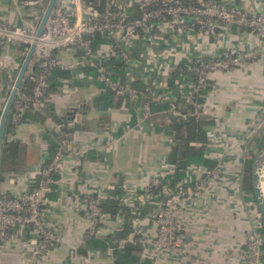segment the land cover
Instances as JSON below:
<instances>
[{
  "label": "crops",
  "instance_id": "1",
  "mask_svg": "<svg viewBox=\"0 0 264 264\" xmlns=\"http://www.w3.org/2000/svg\"><path fill=\"white\" fill-rule=\"evenodd\" d=\"M24 1L0 0V21L21 26L32 14L41 13V8L24 7ZM218 1L234 3L253 14H264V0ZM42 2L44 11L47 1ZM235 38L232 31L222 27L215 35L201 38L191 32L183 37L178 51L169 50L168 57L170 61L180 63L184 56L198 54L210 61L216 52L231 49L236 44ZM25 55H22V47L17 45L0 50V111L6 91L9 92L18 75ZM57 56L60 62L57 69L71 80L69 92L57 96L48 111L23 114L12 140L17 146L16 169L11 171L0 164V195L17 194L25 188L33 178L32 172L42 165V159L50 160L55 155L58 140L62 138L67 150L64 153L65 168L56 178V185L49 184L45 194V219L61 237L62 243L45 259L36 261L27 247L26 232L12 229L8 246L0 247V264H113L112 250L107 251L113 242L109 246L107 239H111L126 221L131 231L125 240H118L116 244L136 242L140 248L136 264H243L241 254L245 234L248 230L260 234L261 229L252 195L250 197L243 188L242 180L244 159L252 149L250 142L254 137L264 135V62L253 61L241 68L211 74L205 92L199 96L201 103L191 106L192 114L197 113L195 117L205 116L212 121L204 129L207 137L203 159L209 167L197 166L205 170L217 169L218 176L208 180L200 196L184 201L177 210L175 248L152 253L151 246L145 251V246L136 240L153 233L149 217L157 208V200L141 202L136 197L153 174L162 172L168 178L173 173L168 171L171 165L166 162L171 133L160 126V121H164L169 129L170 120L179 115L174 106L178 98L172 89L175 78L167 81L166 90H161L153 87L151 73L144 74L142 68L136 67L137 75L134 77L132 73L131 77L132 88L138 93L134 105L100 110L93 104L102 88L93 79L94 72L63 69L72 62L73 56L66 50H60ZM34 72L30 58L19 90L27 78L30 83L28 75ZM55 84L54 89L57 88ZM29 88L30 84L23 89L28 92ZM146 98L150 99V117L141 119L138 109ZM165 103L168 104L166 110L156 109ZM172 107L175 114L168 120L167 110ZM126 124L127 128L124 127ZM78 177L86 182L80 189L101 190L105 203L114 201L117 204V212L113 214L102 211L105 218L99 225L100 233L97 238H92L103 241L104 248L84 245L87 220L72 206L70 197V193L77 190ZM182 179L187 180L185 172ZM190 186L189 182L185 190ZM132 192L136 197L132 196L127 204L120 205L118 198ZM130 235L134 241L128 240Z\"/></svg>",
  "mask_w": 264,
  "mask_h": 264
},
{
  "label": "built area",
  "instance_id": "2",
  "mask_svg": "<svg viewBox=\"0 0 264 264\" xmlns=\"http://www.w3.org/2000/svg\"><path fill=\"white\" fill-rule=\"evenodd\" d=\"M23 6L38 7L43 12L42 0H25ZM32 14L25 25L11 26L0 21V50L9 45L22 47V55L34 44L32 60L34 77L30 79L28 92L17 91L8 111L13 140L18 123L25 113H43L55 98L69 92L71 80L66 77L55 79L57 88L52 87L51 74L60 66L57 52L66 50L72 54V62L63 69H89L94 72L93 79L103 88L122 98V106L132 107L137 91L132 88V73L142 68L144 74H152V84L161 90L167 89V81L175 77L172 89L176 97L194 107L196 98L207 87L211 74H218L234 68H241L253 61L264 62V14H253L231 2L218 0H100L96 4L82 0H57L50 11L39 37L35 31L41 18ZM224 28L232 31L236 44L231 49L216 52L210 61L200 55L184 56L183 61H170L169 50L181 48L183 37L193 32L195 36H213L216 30ZM174 46V47H173ZM155 55H158L156 57ZM117 64L123 77L111 68ZM110 66V67H109ZM137 67V68H136ZM139 68V69H140ZM150 99L146 98L138 109L141 119L150 117ZM175 111L167 110L168 120ZM197 115L196 112L193 113ZM127 128V124L124 125ZM99 147V145H96ZM66 142L60 138L55 155L32 172V180L17 194L0 195V247H7L12 234L10 230L26 232L27 247L36 261L45 259L50 252L62 243L61 237L46 221L47 200L51 176L63 174ZM48 163L45 164V162ZM173 166L168 171L173 172ZM167 171V173H168ZM186 178L177 182L173 188L166 185V174H153L146 186L118 198L120 205L132 198L141 202L157 200V208L149 217L153 227L151 236L136 240L154 251L165 252L175 248L177 210L184 201L196 199L207 186L208 180L216 179L217 169L205 170L197 165L185 169ZM30 176V175H29ZM76 177V175L74 174ZM38 178V182L29 188ZM79 182L76 192H71V204L83 213L87 220V230L83 239L97 238L99 225L104 221L101 204L105 195L101 190H82L86 182ZM190 182L191 186L185 190ZM158 190L152 194L153 190ZM256 217L259 214L256 212ZM133 235L129 241H134ZM263 236L254 230L245 234L244 250L241 254L243 264H264L262 250ZM121 245L118 243L117 248ZM108 248L107 251H111Z\"/></svg>",
  "mask_w": 264,
  "mask_h": 264
},
{
  "label": "trees",
  "instance_id": "3",
  "mask_svg": "<svg viewBox=\"0 0 264 264\" xmlns=\"http://www.w3.org/2000/svg\"><path fill=\"white\" fill-rule=\"evenodd\" d=\"M85 3L96 4L100 0H82ZM110 67V66H109ZM111 68L114 70H118L119 66L117 64L111 65ZM92 71V70H90ZM119 78L123 77L122 72H118ZM58 77H66L63 72H60L58 69L53 70L51 74L52 78V87L55 86V80ZM176 76H172L175 78ZM29 79L27 78L24 83L21 84L20 91H25L29 86ZM26 89H23L25 88ZM27 91V90H26ZM205 92V91H204ZM201 98H196L197 103H201ZM183 101L176 100L174 104L175 108H177L179 115L176 119H171V125L169 129L165 125L164 121H160V126L165 128V130L169 131L171 136V145L169 149V153L166 158V162L173 166L174 170L171 176L166 178V185L168 188H173L174 185L179 182L185 172V169L189 165H207L208 163L203 159V145L206 142V133L204 131L205 127L211 125L212 121L207 117H195L192 114L191 106L184 105ZM93 104L96 108L102 110L105 108L109 109H117L122 105V98L117 96L113 92L101 88L100 93L94 98ZM186 104V103H185ZM168 104L165 103L161 106H158L157 110H166ZM49 107L46 108L48 111ZM37 116V115H36ZM41 119V117H38ZM11 134V126L9 124L8 115L5 120V124L3 127L2 139H1V147H0V164H4L7 166L11 171L16 169L17 163L15 160V156L17 153V146L16 143L12 140H8V135ZM264 135L260 134L257 137H254L253 140L250 142V147L252 148L246 153L244 163H243V188L250 193V186H249V171H250V160L253 154L264 144ZM211 165V164H210ZM206 167V168H207ZM56 176H51V180H56ZM38 178L35 179V182L30 185L29 188H32L38 182ZM158 190H153L152 194L156 193ZM252 198V197H251ZM254 204V201H253ZM255 206V204H254ZM101 211H108L110 214L117 212V204L114 201H106L101 204ZM256 208V206H255ZM256 212L258 213L257 209ZM130 225L129 222L126 221L123 227L116 233L112 235L111 239H107L109 242V246L111 242L112 247V257H113V264H136L138 262V255H139V246L136 242L134 244L123 242V244L117 248L116 242L119 240H125L130 232ZM260 234L263 236V244L262 250L264 252V228L261 223ZM84 245L87 247H91L93 249H101L105 247V243L103 241H97L92 238L86 239L84 241Z\"/></svg>",
  "mask_w": 264,
  "mask_h": 264
},
{
  "label": "water",
  "instance_id": "4",
  "mask_svg": "<svg viewBox=\"0 0 264 264\" xmlns=\"http://www.w3.org/2000/svg\"><path fill=\"white\" fill-rule=\"evenodd\" d=\"M56 2L57 0H47L45 9L42 13V16L40 18V21L35 31V36H34L35 39H37L39 35L41 34L44 24L50 14V11ZM33 48H34V44L32 43L28 47L27 53L25 55L22 66L19 70V73L16 76L4 100L3 106L1 108V111H0V147H1V139H2V133H3V127L5 124V120H6L9 108L11 106L12 100L16 92L19 90L18 88H19L20 82L23 79V74H24L26 65L28 64V61L30 60L32 56ZM28 77L32 79L34 75L29 74ZM263 162H264V144L251 157L250 171H249V184H250L251 195H252L254 204L256 206V209L258 211L259 217L261 219V223L264 228V195L262 194L260 190V185L258 182V168Z\"/></svg>",
  "mask_w": 264,
  "mask_h": 264
},
{
  "label": "bare ground",
  "instance_id": "5",
  "mask_svg": "<svg viewBox=\"0 0 264 264\" xmlns=\"http://www.w3.org/2000/svg\"><path fill=\"white\" fill-rule=\"evenodd\" d=\"M258 182L260 185V190L264 195V162L258 168Z\"/></svg>",
  "mask_w": 264,
  "mask_h": 264
},
{
  "label": "rangeland",
  "instance_id": "6",
  "mask_svg": "<svg viewBox=\"0 0 264 264\" xmlns=\"http://www.w3.org/2000/svg\"><path fill=\"white\" fill-rule=\"evenodd\" d=\"M45 1H47V0H45ZM9 89V88H8ZM7 94H8V91H6V94H5V96H4V98H3V102H4V100H5V98H6V96H7ZM264 140V138L262 139V141ZM248 178H249V176H248Z\"/></svg>",
  "mask_w": 264,
  "mask_h": 264
}]
</instances>
